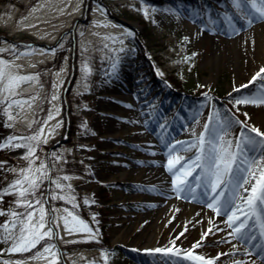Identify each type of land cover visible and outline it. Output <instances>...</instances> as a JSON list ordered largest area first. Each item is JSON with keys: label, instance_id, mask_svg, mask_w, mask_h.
I'll use <instances>...</instances> for the list:
<instances>
[{"label": "rangeland", "instance_id": "rangeland-1", "mask_svg": "<svg viewBox=\"0 0 264 264\" xmlns=\"http://www.w3.org/2000/svg\"><path fill=\"white\" fill-rule=\"evenodd\" d=\"M255 7L261 6L256 3ZM179 13L191 15L192 20L178 21ZM258 14L246 0L240 7L234 0H204L203 4L197 0H0V49L5 50L0 51V60L7 62V66L0 65L5 71L0 80V142L10 136L36 135L43 128L39 142H32L36 149L33 168L43 162L48 165L51 180L69 177L67 181L60 180L65 185L63 190L45 180L36 195L28 197L43 202L45 228L40 231L51 227L53 236L30 251L0 252V264H51L54 259L56 264H142L143 260L190 264L173 255L168 258L161 252H139L116 243L113 232L124 217L123 207L116 201L126 200L125 187L136 181L135 176L126 178L127 182L121 180L127 169L122 165V151L132 148L130 144L122 145L121 134L123 128L140 129L156 142L158 134L162 139L159 146L168 151L167 161L184 158L167 173L165 182L182 189L178 193L184 196L181 204L188 200L202 205L201 200L211 192L208 157L213 153L220 155L225 149L237 154V160L232 165L235 175L221 177L223 183L217 189L223 193L220 203L228 209L234 197L250 196L251 187H239L237 183V178L246 173L236 169L249 167L250 156L255 157L264 146V136L251 131L254 127L264 133V117L258 115L264 107L260 103L264 98V72L251 73V67L264 60V42L260 40L264 31L259 29L252 37L247 48L251 59L240 66L214 61L210 57L214 42L209 37L203 39V31L210 35L214 27L227 28L237 20L255 25L259 21H252V16ZM198 30L201 32L196 36ZM224 37L219 33V41ZM128 68L131 76L126 75ZM71 75V87L65 91ZM9 76L35 78L9 88ZM173 79L181 86L172 84ZM239 81L245 83L240 85ZM240 99L256 102L237 104ZM102 100L105 104H101ZM139 103H145L147 115L139 112ZM108 105L119 114H104L108 120L98 125L96 115L108 110ZM113 119L117 127H113ZM110 133L117 137L115 141L107 138ZM249 138L254 143H247ZM226 139L231 143H225ZM96 140L95 147L87 144ZM237 142L241 145L239 152ZM107 144L118 149L109 153L110 160L102 152ZM18 149L0 150V162H4L0 189H5L18 178L21 169L29 166V161L22 159L28 150ZM53 153L61 160L56 161ZM197 155L201 156L202 168L192 163ZM8 157L23 161L13 162ZM185 161L190 163L185 165ZM181 165H185L183 169ZM106 169L111 173L106 174ZM187 172L191 175H185ZM88 174H94L95 179ZM88 187L91 190L86 196L83 192ZM245 188L249 191L245 192ZM256 188L259 196L261 186L257 184ZM70 190L77 194L72 195ZM116 190L120 193L117 198ZM53 193L64 199H50ZM17 199L12 194L0 201V210L7 213L0 215V225L11 224V212H25L24 207L17 206ZM240 202L249 220L254 213L261 215L256 224L264 239L260 231V224L264 223L261 205L254 201L249 207ZM226 212L228 215L231 210ZM176 214L177 209H166L165 221L158 230L163 228L168 233V224ZM39 215L37 207L33 223ZM227 215H217L216 219L220 223ZM237 215L241 213L238 211ZM65 220L71 232L66 231ZM19 227L17 224L13 229L15 234ZM163 244L164 240L158 246ZM11 245L12 241L0 240V250ZM49 245L54 247L46 252ZM208 250L205 244L195 256L205 257ZM227 260L219 262L225 264Z\"/></svg>", "mask_w": 264, "mask_h": 264}, {"label": "bare ground", "instance_id": "bare-ground-1", "mask_svg": "<svg viewBox=\"0 0 264 264\" xmlns=\"http://www.w3.org/2000/svg\"><path fill=\"white\" fill-rule=\"evenodd\" d=\"M142 1L146 3L150 2V0ZM247 14L250 16V13ZM185 18L192 20L191 15L186 16L183 13H179L177 16V20L180 22L185 20ZM252 21L259 22L255 25H251L245 21L241 22L240 20H237L227 28H221V26L214 27V29L210 31V35L203 31L205 37L203 38L200 36V38L205 39L209 37L214 42L210 57L217 63L223 62L231 66L234 63L237 66L243 65L246 61L251 59L252 54L250 53L249 55L248 53V45L249 43H252V37L259 29L264 31V19H262L261 15L258 14L252 16ZM200 32L201 31L198 30L196 36L200 35ZM219 33L224 34V40L219 41ZM261 37V42H264V35H261ZM263 68L264 60L255 63L251 67V73L255 74ZM126 75L131 76L129 68L126 69ZM244 83L245 82L243 81H239L238 84L242 85ZM134 93L136 94L135 91ZM103 103L105 104L102 100L101 104ZM100 107L105 108L103 106ZM138 109L143 115L148 114L147 109L145 108V103H139ZM104 114L118 116L119 113L113 111L111 106L108 105V110H105L104 112L99 111L97 113L95 120L98 125L105 124V121L108 120ZM258 115L264 117V107L258 112ZM112 122L113 127H117V124L114 123V119ZM129 122L134 123L135 121L129 120ZM174 130H176V127H174ZM133 135L137 139L132 137ZM121 136L122 145L127 146V144H130L132 147L122 151V154L124 155L122 165L127 169L122 175L123 178L121 180L127 182L126 178L135 176L136 181H133L129 186L125 187L124 191L128 192L127 199L120 202L116 201V203L123 207L122 211L124 215L113 232L116 234V243H119L123 247L134 248L139 252L153 251L158 255L164 253L168 255V258L173 255L174 258L186 261L190 264H199V262L190 259L189 255L195 256V254L201 251L203 245L208 244L209 250L204 258L212 259L214 264H220V260L226 259L228 260L225 264H235L236 261H243L244 264H253V262H255V264H264V247H254L256 244L264 246V243H261V241L258 242L257 234H255V226L253 224L254 221L251 222V227H248L247 232L255 234L257 237L256 240L244 243L243 240L236 238L238 241H232L231 239L233 237L228 235L232 229L228 228L226 224L227 219L219 223L216 219V211H209L208 209L210 208L206 206L212 200V196L209 193L208 196L206 195L201 200L202 205L197 206L192 203V201L188 202V200L181 204L180 199L184 196L179 195V192H177L175 188L165 184L167 173L169 172L167 167L168 161L165 159V154L168 151L159 146L162 139L158 134H155L156 139L158 140L157 142L152 141L145 131L135 128H123ZM129 137L132 140H130V142L128 141ZM107 138L115 141L117 137L110 133ZM1 139L2 138H0V140ZM155 142L157 145H155ZM227 142L228 140L226 139L225 143ZM87 144L95 147L97 146L98 141H89ZM140 144L143 145L141 146ZM117 151L118 149L107 144V149H103L102 152L108 157L109 153H115ZM97 156L98 155H95V157ZM263 156L264 146L259 148L255 157L252 158V156H250L248 163L252 170L256 172V175L254 179L249 177L250 182L247 184V187H256L257 181L261 179L260 171L264 170ZM190 157L191 156H189L188 159H190ZM8 159L13 162L23 161L22 159L18 160L11 157H8ZM107 159L110 160L109 157ZM253 160L259 161V164H252L251 162ZM85 168H88V166H85ZM110 173L111 171L106 169V174ZM246 175L248 174L246 173ZM88 177L93 180L95 179L94 174H88ZM258 185L260 188L261 185ZM90 190V187H88L83 193L88 196ZM70 192L72 195L77 194L72 190H70ZM115 194V197L117 198L120 193L116 190ZM236 197L237 198L229 205L228 209H226V207L222 209L221 214L225 216V214L227 215V210H231L235 205H241V199H239V197L242 196ZM129 204L132 208L128 206ZM171 207L177 209V214L168 224L169 232H165L163 228L158 230L159 226H162L165 221V210ZM194 211L197 212L196 215ZM230 214L231 212H228V215ZM199 216H201V218H199ZM209 228L212 229V232L202 240V235ZM216 228L223 229V231H216ZM181 233H183V235H181ZM163 240L165 241V244L158 246V243H161ZM172 241H175V243L173 244ZM197 242H201L200 246L193 248V245ZM45 243L46 240L43 239L41 240L40 245ZM158 248L164 249L165 251H160L161 253L154 251ZM169 248L172 249V251H167ZM220 253L229 254L220 255L219 259H216L217 255ZM253 255H258V258L253 257ZM141 263L160 264L151 260H143Z\"/></svg>", "mask_w": 264, "mask_h": 264}, {"label": "snow or ice", "instance_id": "snow-or-ice-1", "mask_svg": "<svg viewBox=\"0 0 264 264\" xmlns=\"http://www.w3.org/2000/svg\"><path fill=\"white\" fill-rule=\"evenodd\" d=\"M237 7H240L242 3L245 2V0H234ZM247 3H249L257 13H259L262 18H264V0H246ZM256 3H258L261 7H255ZM251 22V21H249ZM0 51H5L4 49H0ZM54 51V50H53ZM195 55V54H193ZM0 65L7 66V62L0 60ZM261 72H264V69H261ZM259 75V73H257ZM5 76V71L3 67H0V80H3ZM35 77L33 76H9L8 86L9 88L12 87L13 84L17 82H24L28 80H32ZM256 77H253V80H255ZM53 100L56 99L55 96L52 97ZM256 100H248V99H240L237 100V104H243V103H255ZM19 103V102H17ZM27 103V101L23 102ZM260 103H264V98L260 99ZM30 106V105H29ZM130 107V106H129ZM245 115H247L245 113ZM13 117L10 115L9 120H12ZM51 119V116L49 117ZM9 127L12 125L9 124ZM59 126V125H58ZM208 125H205V128L207 129ZM251 131L254 133H257L259 136H264V133L259 132L256 128H251ZM44 129L41 128L40 133L32 136H10L6 138L5 141L0 142V150L4 148H26L28 151L26 154L22 157V159L29 161V166L27 168L21 169L19 173L17 174L18 178L15 179L12 183L8 184L5 189H0V201L3 200V198L6 195H17L18 199L16 201L17 206H22L25 208L24 213H17V212H11V216L13 217V220L11 224L8 222H5L4 225H0V240H3L5 242L12 241V245L7 250H0V252L8 251V252H26L30 251L32 248H35L36 245L43 239L51 238L53 236V228L49 227L47 228V231H40L45 228V213H44V207L43 202L41 200H30L28 199L29 196H35L36 192L40 189L41 185L44 183L45 180H49L51 184L55 185V188L58 190H63L65 185L60 183V180L67 181L69 179L68 176L59 177L57 180L53 181L49 177L48 173V165L41 162L39 168H33V164L35 163L34 157H35V151L36 149L33 147L32 142H39L40 137L43 135ZM201 143H203V135L200 137ZM46 143V140H44ZM229 144L231 142H228ZM247 143L251 144L254 143V140L249 138L247 140ZM240 143L237 142V152L240 150ZM173 150H175V147L173 146ZM53 156L56 161L61 160V157L59 155H56L53 153ZM183 157H175L173 159H170L168 161V170L171 172L176 165L180 164L181 160H183ZM201 160V156L197 155L195 158V161L192 163H195L196 167H203L199 161ZM237 160V154L232 153L228 150H222V153L220 155H216L215 153L211 154L208 157V167H209V188L212 193H215V195L212 196L211 202H209L206 206L210 209H213L216 211L217 215L221 214L222 209L226 206L224 204L220 203V197L223 195L222 192H218L217 189L221 186L223 183L221 177L225 174L228 175H235L233 172L232 165ZM189 161H185V165L189 164ZM252 164H259V161L253 160L251 162ZM185 165H181V169ZM4 168V162H0V169ZM9 171L15 172V169H9ZM236 172H244L248 175H241L237 178V183L239 187H243V185L249 184L250 180L249 177L252 179L255 178L256 172L252 170V168L245 167L243 169L237 168ZM185 175H191V172L185 173ZM260 177L261 179L257 181V184L261 185L260 188V195L257 196V188L255 186H252L251 188V195L248 196L246 199L244 197H239L244 203H246L247 206L251 207L254 201H257L261 205V214L264 215V170L260 171ZM214 178V179H213ZM177 180H174V185H177ZM182 183V182H181ZM27 185V187H25ZM67 187H71L70 185H67ZM182 189L177 186L176 191L180 192ZM191 190V189H190ZM245 192H248L249 190L247 188L244 189ZM64 199L63 196H60L58 193H53L50 195V199ZM237 197H234L236 199ZM87 202V201H86ZM75 206V205H74ZM39 207L40 215L39 220L35 223H33V218L36 215V209ZM240 212L241 215L244 216V219L241 220V215H237V212ZM4 211L0 210V215H6ZM71 215V213H69ZM248 220L249 217L243 213L242 211V205H235L231 208V214L227 215L226 224L228 228H231L232 231L228 233L229 236L233 238H239L243 240L244 243H248L250 241H254L257 239L255 234H247L248 229ZM239 221V223H237ZM81 223H83L81 221ZM17 224L20 225L18 234H15L13 232V229H16ZM68 221L65 220V229L66 231L71 232L70 229L67 227ZM86 228V226H85ZM89 230L90 229H86ZM186 230V229H185ZM216 231H223V229L216 228ZM260 231L261 234L264 235V223L260 224ZM212 232V229L209 228L203 235L202 240ZM183 235V233H181ZM74 242V241H73ZM224 242H230V241H224ZM174 244L175 241H172ZM201 242H197L193 245V248L200 246ZM54 247L52 245H49L45 248V251H50V249ZM235 247V246H233ZM254 247H264L260 244L254 245ZM154 251L160 252L165 251L164 249H155ZM167 251H172V249H167ZM178 251V250H177ZM229 253H220L217 255L216 259H219L220 255H228ZM55 257V253L52 254ZM189 258L199 262V264H214V261L212 259H205L203 256H191L189 255ZM4 264H7V262H4ZM51 264H56V260L54 259ZM235 264H244L243 261H236ZM255 264V262H253Z\"/></svg>", "mask_w": 264, "mask_h": 264}, {"label": "water", "instance_id": "water-1", "mask_svg": "<svg viewBox=\"0 0 264 264\" xmlns=\"http://www.w3.org/2000/svg\"><path fill=\"white\" fill-rule=\"evenodd\" d=\"M72 81H73V75H71L70 78L68 79V81L65 85V91H67L71 87Z\"/></svg>", "mask_w": 264, "mask_h": 264}, {"label": "trees", "instance_id": "trees-1", "mask_svg": "<svg viewBox=\"0 0 264 264\" xmlns=\"http://www.w3.org/2000/svg\"><path fill=\"white\" fill-rule=\"evenodd\" d=\"M197 2L203 4L204 3V0H197ZM172 81H174V83H172V84H174L175 86H181V82H179V81H177L175 79H173ZM189 104L191 105V102Z\"/></svg>", "mask_w": 264, "mask_h": 264}]
</instances>
